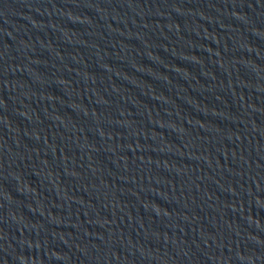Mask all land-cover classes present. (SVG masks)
Wrapping results in <instances>:
<instances>
[{
    "label": "water",
    "instance_id": "95a60500",
    "mask_svg": "<svg viewBox=\"0 0 264 264\" xmlns=\"http://www.w3.org/2000/svg\"><path fill=\"white\" fill-rule=\"evenodd\" d=\"M0 264H264V0H0Z\"/></svg>",
    "mask_w": 264,
    "mask_h": 264
}]
</instances>
